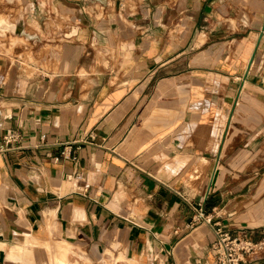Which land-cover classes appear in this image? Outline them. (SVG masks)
Here are the masks:
<instances>
[{"label": "crops", "instance_id": "obj_1", "mask_svg": "<svg viewBox=\"0 0 264 264\" xmlns=\"http://www.w3.org/2000/svg\"><path fill=\"white\" fill-rule=\"evenodd\" d=\"M0 19V264H219L216 224L264 237V0Z\"/></svg>", "mask_w": 264, "mask_h": 264}, {"label": "built area", "instance_id": "obj_2", "mask_svg": "<svg viewBox=\"0 0 264 264\" xmlns=\"http://www.w3.org/2000/svg\"><path fill=\"white\" fill-rule=\"evenodd\" d=\"M119 6H124V0H118ZM17 140L14 132L8 131L4 136V144ZM195 209V222L209 221L203 208L198 205ZM215 239L211 245L215 261L219 264H240L246 257L264 254V237L257 240L251 237L232 235L224 225L216 224Z\"/></svg>", "mask_w": 264, "mask_h": 264}, {"label": "rangeland", "instance_id": "obj_3", "mask_svg": "<svg viewBox=\"0 0 264 264\" xmlns=\"http://www.w3.org/2000/svg\"><path fill=\"white\" fill-rule=\"evenodd\" d=\"M2 23H3V21L0 19V25H2ZM12 35H13V33L11 30L6 29V28H0V42L4 43L8 40V38H10L11 42H13Z\"/></svg>", "mask_w": 264, "mask_h": 264}]
</instances>
